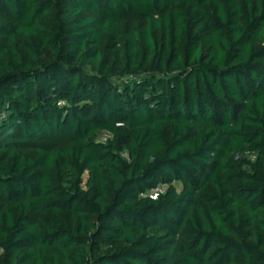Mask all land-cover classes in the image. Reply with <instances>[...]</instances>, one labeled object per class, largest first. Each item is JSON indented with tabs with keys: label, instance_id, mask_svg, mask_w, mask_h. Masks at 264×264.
I'll use <instances>...</instances> for the list:
<instances>
[{
	"label": "trees",
	"instance_id": "16d2710c",
	"mask_svg": "<svg viewBox=\"0 0 264 264\" xmlns=\"http://www.w3.org/2000/svg\"><path fill=\"white\" fill-rule=\"evenodd\" d=\"M0 264H264V0H0Z\"/></svg>",
	"mask_w": 264,
	"mask_h": 264
},
{
	"label": "built area",
	"instance_id": "2783aa9c",
	"mask_svg": "<svg viewBox=\"0 0 264 264\" xmlns=\"http://www.w3.org/2000/svg\"><path fill=\"white\" fill-rule=\"evenodd\" d=\"M106 141V136H104L102 139H101V142H105Z\"/></svg>",
	"mask_w": 264,
	"mask_h": 264
},
{
	"label": "rangeland",
	"instance_id": "374dc122",
	"mask_svg": "<svg viewBox=\"0 0 264 264\" xmlns=\"http://www.w3.org/2000/svg\"><path fill=\"white\" fill-rule=\"evenodd\" d=\"M175 186H176V188L178 189V190H180V185H178V184H175Z\"/></svg>",
	"mask_w": 264,
	"mask_h": 264
}]
</instances>
